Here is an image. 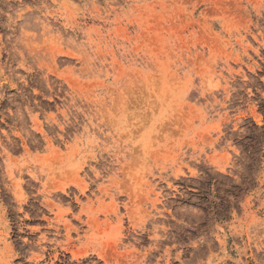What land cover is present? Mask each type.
Wrapping results in <instances>:
<instances>
[{
	"label": "rangeland",
	"instance_id": "rangeland-1",
	"mask_svg": "<svg viewBox=\"0 0 264 264\" xmlns=\"http://www.w3.org/2000/svg\"><path fill=\"white\" fill-rule=\"evenodd\" d=\"M0 264H264V0H0Z\"/></svg>",
	"mask_w": 264,
	"mask_h": 264
}]
</instances>
